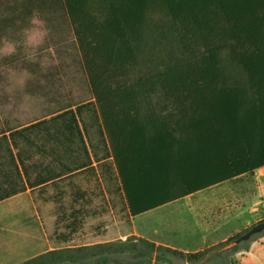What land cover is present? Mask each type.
Returning <instances> with one entry per match:
<instances>
[{
  "label": "trees",
  "instance_id": "trees-1",
  "mask_svg": "<svg viewBox=\"0 0 264 264\" xmlns=\"http://www.w3.org/2000/svg\"><path fill=\"white\" fill-rule=\"evenodd\" d=\"M33 21L70 27L131 217L264 166V0H0L2 29ZM248 230L194 253L129 237L21 264H199Z\"/></svg>",
  "mask_w": 264,
  "mask_h": 264
},
{
  "label": "crops",
  "instance_id": "crops-1",
  "mask_svg": "<svg viewBox=\"0 0 264 264\" xmlns=\"http://www.w3.org/2000/svg\"><path fill=\"white\" fill-rule=\"evenodd\" d=\"M84 106L86 104L78 107ZM78 113L77 108H71L72 121L52 129L60 132L51 131L50 125L45 126L47 121H40L24 128H7L4 135L0 133V172L13 171L20 181L12 187L7 184L3 188L0 184V264H21L51 251L125 242L129 237L142 238L183 253L199 252L210 241L213 244L227 239L225 234H221L217 212L213 213L212 218L209 215L212 205L220 207L224 202L221 192L226 191L228 196L238 195L245 203L246 210L264 206L262 166L253 174L234 175L231 180L181 201L131 217L100 120L99 133L105 138L103 148L106 153L96 156L77 121ZM42 130L46 138L61 143L62 137V142L75 143L73 149L65 146L62 152L66 154L69 150L71 154L64 157L25 156L18 141L30 144L33 136H42L39 133ZM38 150L42 151V148L38 147ZM50 152L55 154L58 150L54 146ZM5 153L8 157H4ZM43 161L51 162L52 165H44ZM110 170L118 181L120 199L128 220L117 221L114 225L106 223L108 216L102 212L110 204L107 190L103 187L96 190L91 186V175L99 176L101 171ZM250 177L257 181L255 193L247 191V185L238 182ZM203 192L215 193V197L202 200L199 195ZM94 210L100 212L94 215ZM93 217H97V220L93 221ZM254 244L264 245V235L250 242L243 261L249 256Z\"/></svg>",
  "mask_w": 264,
  "mask_h": 264
},
{
  "label": "rangeland",
  "instance_id": "rangeland-1",
  "mask_svg": "<svg viewBox=\"0 0 264 264\" xmlns=\"http://www.w3.org/2000/svg\"><path fill=\"white\" fill-rule=\"evenodd\" d=\"M1 27L0 25V131L13 127L24 128L32 123L47 121L45 126L50 125L51 131L60 132L52 129L54 126L60 127L63 123L72 121L70 111H67L86 104L79 111L77 121L96 156L105 155L103 148L105 138L99 133V117L93 102L91 103L92 96L82 67V59L70 27L63 22L48 28L38 21H33L29 25L27 22L12 25L7 29ZM39 133L42 136L39 138L33 136V142L30 144L18 141L19 146L25 151V156L64 157L71 154L69 150L62 154L65 146L72 149L75 147V143L62 142V137L60 143L46 138L43 130ZM54 146L58 153L50 152ZM38 147H41L42 151H39ZM4 157H8L7 154ZM43 164L52 165L47 161H43ZM114 175L111 170L101 171L99 176L91 175V186L96 190L100 187L105 188L110 196V204L102 210L108 216L106 223L109 225H114L117 221H128L120 199L119 184ZM5 181L7 183H4ZM19 182L13 171L4 173L1 170L0 184L3 188L7 184L8 187L18 185ZM238 182L247 185V191L255 193L257 181L253 177ZM214 194L203 192L199 197L203 200L215 197ZM221 197L224 202L220 207L212 205V213L209 215L212 218L213 213L217 212L216 216L221 222V234H225L227 239L215 241L213 244L210 241L203 250L223 244L264 219L262 206L246 210L245 203L238 195L228 196L224 191L221 192ZM94 212L96 215L100 211ZM94 220H97V217H93ZM262 235L255 236L228 258L235 264H264V245L260 244H254L249 256L243 261L250 242Z\"/></svg>",
  "mask_w": 264,
  "mask_h": 264
},
{
  "label": "water",
  "instance_id": "water-1",
  "mask_svg": "<svg viewBox=\"0 0 264 264\" xmlns=\"http://www.w3.org/2000/svg\"><path fill=\"white\" fill-rule=\"evenodd\" d=\"M264 232V222H260L252 226L246 233L241 235L235 240H232L222 247H219L210 253L206 254L199 264H204L209 258L213 257L215 254L225 253L231 251L234 247L241 245L244 242L250 241L256 235Z\"/></svg>",
  "mask_w": 264,
  "mask_h": 264
}]
</instances>
